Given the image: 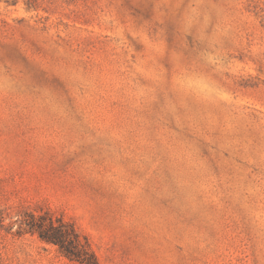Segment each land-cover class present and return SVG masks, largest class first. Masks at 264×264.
<instances>
[{
    "label": "rangeland",
    "instance_id": "rangeland-1",
    "mask_svg": "<svg viewBox=\"0 0 264 264\" xmlns=\"http://www.w3.org/2000/svg\"><path fill=\"white\" fill-rule=\"evenodd\" d=\"M264 264V0H0V264Z\"/></svg>",
    "mask_w": 264,
    "mask_h": 264
},
{
    "label": "trees",
    "instance_id": "trees-1",
    "mask_svg": "<svg viewBox=\"0 0 264 264\" xmlns=\"http://www.w3.org/2000/svg\"><path fill=\"white\" fill-rule=\"evenodd\" d=\"M28 225L31 229H35L44 241L58 245L62 253L71 260L85 264H99L88 242H82L72 226L62 221H59V224L53 220L46 222L44 218L39 221L31 220Z\"/></svg>",
    "mask_w": 264,
    "mask_h": 264
}]
</instances>
